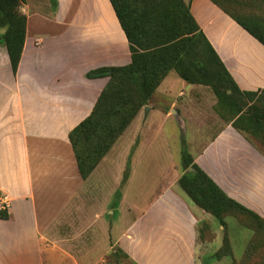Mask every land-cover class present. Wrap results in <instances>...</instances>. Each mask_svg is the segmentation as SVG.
I'll return each instance as SVG.
<instances>
[{"label":"crops","instance_id":"obj_1","mask_svg":"<svg viewBox=\"0 0 264 264\" xmlns=\"http://www.w3.org/2000/svg\"><path fill=\"white\" fill-rule=\"evenodd\" d=\"M42 5L49 0H26L21 8L26 36L15 75L0 45V204L9 216L0 220V264H45L43 256L51 249L45 250L43 241L68 253L72 233L95 240L80 249L88 257L75 264H107L110 242L136 264H202L197 253L214 245L218 250V238L197 241V224L208 214L191 208L172 187L118 231L115 219L128 211L133 161L121 191L123 167L114 146L86 180L79 175L68 135L90 115L108 81L86 75L131 62L109 0H57L55 12L49 5L50 14L39 11ZM190 13L238 88L264 91V46L210 0H190ZM170 75L154 95L162 96L163 87L171 96L177 81ZM194 87L183 88L188 93ZM187 101H169L164 117L179 118L183 128L194 123L202 135V117ZM147 107L146 117L142 109L129 131L140 140L134 155L149 136L146 121L158 111L156 104ZM210 138L189 153L194 163L228 197L264 217V155L230 125ZM61 238L65 251L57 242Z\"/></svg>","mask_w":264,"mask_h":264},{"label":"trees","instance_id":"obj_2","mask_svg":"<svg viewBox=\"0 0 264 264\" xmlns=\"http://www.w3.org/2000/svg\"><path fill=\"white\" fill-rule=\"evenodd\" d=\"M25 1L0 0V45L7 51L13 75L26 36L27 18L21 11ZM210 1L264 46V27L260 21L251 16L231 14L217 0ZM109 3L128 42L131 62L124 67L101 68L86 75L88 79L107 78L108 81L90 115L68 135L83 180L110 152L139 112L150 104L161 83L171 73L187 85L210 87L227 114V125L262 153L253 139L264 138V91L244 92L238 88L191 16L190 0L186 4L177 0L175 7L173 0H109ZM138 4L140 9L135 8ZM49 5L51 12H55L57 0H49ZM182 144V175L177 185L191 203L224 229L226 219L231 215L251 219L262 228L264 217L228 197L194 163L185 143ZM129 171L128 164L121 185L128 180ZM8 218L6 211L0 212V220ZM197 234L200 243L204 238L198 228ZM118 251L131 264H136L122 250ZM218 253L214 255L216 260L228 257V245L225 244ZM248 261L233 264H247Z\"/></svg>","mask_w":264,"mask_h":264},{"label":"rangeland","instance_id":"obj_3","mask_svg":"<svg viewBox=\"0 0 264 264\" xmlns=\"http://www.w3.org/2000/svg\"><path fill=\"white\" fill-rule=\"evenodd\" d=\"M176 1L173 0V7H175ZM182 1L184 4L187 2V0ZM217 1L231 14L251 16L260 21L264 27V1L232 0L227 3L224 0ZM23 5H25V2ZM23 5H21V8H24ZM135 8L140 9L141 5L138 4ZM39 11L50 14L49 5H42ZM170 77L173 78L172 81H177L174 85V90L171 92V96L167 97L164 94L166 93L165 89L162 87L161 92H163V97L154 95L152 98L150 103L158 105V111H153L146 121V124L150 128L148 132L149 136L148 138H142L143 146L136 151L138 153L134 155L136 147L140 144L139 137L132 138L129 132L135 121L116 140L114 145V151H117V155L120 156V167H123L120 173V191L122 190L121 181L123 174L127 170L128 164L130 169L131 162L133 161V176L128 186V191L126 192V201L124 204L125 209H128V211L123 212L119 220L115 219L117 228L119 229L118 231L123 228L124 223L140 217L147 209L150 201L165 187H172L174 192L184 197V200L191 208L193 207L195 210H199L177 185V180L182 175L180 167L182 143L187 144L188 148L187 146L185 147L189 153H192V150L194 152L197 146L211 139L210 137L217 129L229 124L227 123L225 110L219 104L217 97L210 87L196 86V88L194 87L196 90L192 89L188 93H185L184 88L188 87V85H184L175 73H171ZM179 93L180 96L178 95ZM173 99L177 103H184V99H187V102L191 105L190 110L200 113L202 121L204 122L202 135L201 131H199L200 128L194 123L190 125L187 123L183 128L180 127L172 116L165 119V111L169 106V101ZM143 114L145 118L147 112L143 111ZM198 122L200 124L201 121L199 120ZM135 134L137 133L135 132ZM253 143L264 153V138L258 136V138L253 139ZM174 180L176 183L173 182ZM108 216L112 218L109 214ZM207 218V221H200V224H197L198 230L200 229V232H202L201 237L202 239L204 238L201 242H213L215 236H217V242L220 247L218 250H215L217 245H214V247L206 248L198 252L197 259L200 263L233 264V262L250 260L246 263L264 264V226L260 228L251 219L244 220L242 217L231 215L226 219L227 227L224 229L210 215H207ZM68 233L70 232L68 231ZM60 235H64V232H61ZM68 235L69 247L67 248H70L68 249L69 254L61 250H54L50 241H43L45 250L49 251V248L51 249L49 252H45L43 256L45 264H75L81 258L88 257L84 251L80 252V249L83 246L92 247L95 244V240L90 239L87 234L83 236H78V233ZM57 242L61 243L65 251L63 238L58 239ZM225 244L228 245L229 256L216 260L214 255L219 254L218 252L221 251V248ZM110 247L112 249L104 254L105 263L131 264L129 260L119 253L117 247L112 246V242H110ZM96 251H99V249L97 248ZM88 263V260L83 261V264Z\"/></svg>","mask_w":264,"mask_h":264},{"label":"water","instance_id":"obj_4","mask_svg":"<svg viewBox=\"0 0 264 264\" xmlns=\"http://www.w3.org/2000/svg\"><path fill=\"white\" fill-rule=\"evenodd\" d=\"M148 110V107H144V111L147 112ZM175 116H176V119L178 118L177 114L175 113ZM178 120V124L180 125L181 124V121L179 120V118L177 119ZM181 127V126H180ZM188 171H192L191 169H188Z\"/></svg>","mask_w":264,"mask_h":264},{"label":"built area","instance_id":"obj_5","mask_svg":"<svg viewBox=\"0 0 264 264\" xmlns=\"http://www.w3.org/2000/svg\"><path fill=\"white\" fill-rule=\"evenodd\" d=\"M6 210V207L0 204V212Z\"/></svg>","mask_w":264,"mask_h":264}]
</instances>
